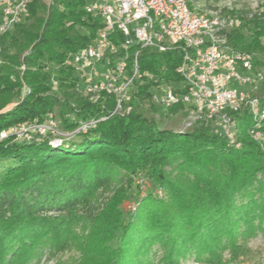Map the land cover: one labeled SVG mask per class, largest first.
I'll list each match as a JSON object with an SVG mask.
<instances>
[{"label": "trees", "instance_id": "trees-1", "mask_svg": "<svg viewBox=\"0 0 264 264\" xmlns=\"http://www.w3.org/2000/svg\"><path fill=\"white\" fill-rule=\"evenodd\" d=\"M89 1L30 0L24 20L3 36L0 130L52 111L59 126L72 131L112 108L111 97L102 107L83 96L75 71L63 64L66 53L90 44L101 25L85 12ZM240 20L227 32L228 44L251 53L253 69L264 71V7ZM137 48L132 44L129 54ZM180 60L179 50L145 47L138 65L177 85ZM150 85L136 82L129 113L101 119L58 146L0 140V264L29 262L46 236L56 244L74 241L81 264H157L154 244L162 249L159 262L178 264L186 254L214 256L227 244L236 254L246 236L264 232V152L248 134L246 111L236 115L239 146L200 122L161 127L147 114ZM257 95L264 98V80ZM164 111L187 114L180 103ZM140 171L166 196L137 200L135 213L125 217L120 205L131 179L114 188L115 174ZM75 222L88 230L83 239L70 228Z\"/></svg>", "mask_w": 264, "mask_h": 264}, {"label": "built area", "instance_id": "built-area-1", "mask_svg": "<svg viewBox=\"0 0 264 264\" xmlns=\"http://www.w3.org/2000/svg\"><path fill=\"white\" fill-rule=\"evenodd\" d=\"M29 3L0 0V73L5 64L2 38L24 20ZM84 9L99 17L101 25L90 44L66 53L63 64L75 71L83 96L102 107L104 98L111 97L113 106L100 118L80 122L69 135L86 132L114 114L129 113L136 82H148L153 87L150 102L164 110L182 104L188 127L196 122L210 125L230 144L235 141L236 115L245 110L251 119L248 134L264 152V98L257 95L263 71L253 69L251 53L227 41V32L240 25L239 17L222 16L219 9L203 10L190 0H90ZM132 44L138 48L130 55ZM145 47L181 52L176 68L179 84L159 81L153 72L140 70L138 57ZM50 79L55 87L54 75ZM69 135L62 133L52 111L42 120L0 130V140L11 137L23 143L58 136L60 145Z\"/></svg>", "mask_w": 264, "mask_h": 264}, {"label": "rangeland", "instance_id": "rangeland-1", "mask_svg": "<svg viewBox=\"0 0 264 264\" xmlns=\"http://www.w3.org/2000/svg\"><path fill=\"white\" fill-rule=\"evenodd\" d=\"M48 1V0H44ZM193 6H197L203 10L219 9L222 16H237L240 19L248 17V13L261 10L264 7V0H190ZM264 72V71H263ZM153 87L149 88V91ZM14 103L9 104L3 111L11 108ZM152 105V107H150ZM147 114L161 127H170L176 130L185 129L188 127L186 116L183 117L179 113L167 114L157 104L152 103L146 105ZM69 135L67 138H72ZM127 177H130L131 183L127 190V197L122 201L120 207L125 217L135 213L136 201H141L147 195L164 199L165 192L161 187L155 186L151 181L146 179L144 172H137L134 175L125 176L123 172L115 174L112 187L127 186ZM113 188L101 194L97 198V203H104L110 197ZM78 236L84 238L87 233V228L80 222H75L70 226ZM49 237V236H48ZM44 238V243L40 244L38 250L31 252L29 262L25 264H81L82 251L81 247L75 245L74 241L70 243L56 244L54 238ZM75 238L71 239L74 240ZM242 248L237 249L236 254L227 246L217 248L214 256H201L197 258L194 254H186L178 259V264H264V232L257 230L251 235L246 236L242 242ZM151 256L154 254V260L157 264L162 256V249L157 244L152 246ZM92 256L90 257V260ZM16 262L14 264H17Z\"/></svg>", "mask_w": 264, "mask_h": 264}, {"label": "water", "instance_id": "water-1", "mask_svg": "<svg viewBox=\"0 0 264 264\" xmlns=\"http://www.w3.org/2000/svg\"><path fill=\"white\" fill-rule=\"evenodd\" d=\"M59 127H60V126H59ZM60 129H61L62 133H64V135H65V134L69 135L70 132H71V131L63 130L61 127H60ZM62 136H63V135H61V137H62ZM61 137H58V136L54 137V136H51V137H47V138H45V139H43V140H46L47 143H48L49 145H58V144L60 143V138H61ZM63 137H65V136H63ZM63 137H62V139H63Z\"/></svg>", "mask_w": 264, "mask_h": 264}]
</instances>
